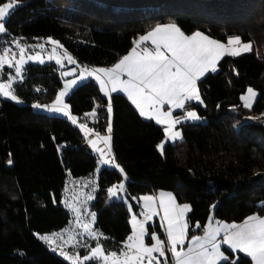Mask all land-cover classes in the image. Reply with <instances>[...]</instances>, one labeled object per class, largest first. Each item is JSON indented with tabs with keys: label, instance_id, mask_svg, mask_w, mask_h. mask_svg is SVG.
<instances>
[{
	"label": "trees",
	"instance_id": "16d2710c",
	"mask_svg": "<svg viewBox=\"0 0 264 264\" xmlns=\"http://www.w3.org/2000/svg\"><path fill=\"white\" fill-rule=\"evenodd\" d=\"M167 23L187 35L201 31L221 41L239 36L252 42V50L224 56L217 71L199 82L204 103L188 107L203 121L183 124L182 139L168 143L164 155L157 149L163 127L142 118L124 94L111 96L113 157L129 177L128 194L108 198L107 190L122 183V174L117 168L100 170L92 210L102 235L90 239L83 254L97 242L106 253H119L132 233L131 213L139 212L134 199L153 191H170L191 205L190 233L208 225L209 216L240 223L264 214V125L255 118L264 112V0H20L0 40L23 48L41 42L44 52L27 51L53 54V45L44 43L52 39L61 46L56 58L63 60L67 52L80 65L107 67L142 35ZM61 70L56 61L30 63L13 83L21 102L0 97V264H69L38 237L69 224L71 214L61 204L69 176L90 174L99 157L69 119L32 107L54 101L65 80ZM249 87L258 93L252 109L240 100ZM66 104L79 123L108 134L109 100L94 79L77 85ZM93 109L95 117L85 115ZM148 230L161 231L159 222ZM223 251L229 260L221 264L237 258L251 264L243 253Z\"/></svg>",
	"mask_w": 264,
	"mask_h": 264
},
{
	"label": "snow or ice",
	"instance_id": "6c2138e0",
	"mask_svg": "<svg viewBox=\"0 0 264 264\" xmlns=\"http://www.w3.org/2000/svg\"><path fill=\"white\" fill-rule=\"evenodd\" d=\"M20 0H5L0 5V33L6 32V19L12 14L16 7L19 6ZM150 42L151 48L146 45ZM48 43L53 45V58L57 64H61V59L56 58L55 50L61 46L53 40ZM135 47L131 52L123 57L119 63L110 69L96 68L81 70L80 79H84L85 75L93 76L100 84V90L105 96L109 95L108 85H111V91H122L127 95V98L136 107L139 115L148 120H154L157 125H162L164 139L157 145V149L161 155H164L166 142H175L182 139L181 132L176 130V125L184 121L200 120L196 111L185 110L188 102L197 101L203 103L200 98L197 82L207 72L217 71V63L224 56H239L244 52L252 50V42H242L239 36L229 37L227 43L219 42L211 39L209 36L195 31L191 35H186L175 23L157 24L147 34L142 35L135 42ZM16 48L19 49V59L15 60V72L20 76L23 65L27 61H32L38 57L33 55L25 56V49L16 43ZM42 48L43 45H40ZM137 49H140L137 51ZM10 49H5L0 55V70L7 65L8 68L13 67V59L9 57ZM63 58L70 63H76L75 60L67 53H63ZM43 63V60L39 61ZM62 75H70V73H62ZM126 75V80H121L120 77ZM76 81H69L64 85L55 97L54 101L49 105L33 104L34 109H43L49 113H62L74 125H77L81 132L84 133L85 139L90 134H93V129L86 124H77V117L73 116L68 110L69 106L64 102V97L68 94L71 85ZM257 93L249 87L246 94H242L240 100L242 106L251 109ZM0 97L13 100L17 103L21 101L14 94L13 81L10 77L7 83H0ZM167 105V111L163 107ZM176 109L185 110L183 116H174L173 111ZM109 118L112 108L111 102L108 104ZM235 110V109H233ZM86 116L95 117L96 111L93 109L91 113H86ZM259 119V117H255ZM253 119V117H249ZM108 132H111V123L109 122ZM103 143L109 147L110 152V136L99 137ZM89 144L94 150L101 152V163L109 164L119 169L123 174V169L116 164L115 160L104 159V151L96 148L97 140H89ZM11 163V161H9ZM109 197H117L118 193L124 191V184L113 185L108 190ZM93 197L88 195V199ZM141 199L144 203L145 220H138L135 215L132 216L131 226L132 233L124 242L123 248L119 253L116 251L105 252L103 246L97 242L95 247L81 257L77 254H68L61 251L64 259L69 261V264H83V261H96L98 264H160L154 253H159L160 256H165V246L167 252L171 253V264H220L221 261H228L229 257L221 251V244L227 245L233 254L243 253L245 257L250 258L251 264H264V217L252 215L247 217L240 224H223L217 222L216 227L208 224L204 227L203 236H192L187 241V249L184 244L187 237V223L184 220V215L190 211L188 205H177L175 198L171 194H161L160 208L164 212L163 221L167 224V241H162L156 235H152L154 243L151 246H146L144 237L147 234L145 222L156 215L154 205L156 197L144 196ZM167 201V202H166ZM71 210L76 209L67 204ZM213 207H215L213 205ZM92 220L95 219V214L92 213ZM213 217L209 216V221ZM79 220V216H77ZM77 227L82 228L79 234L81 237L87 235L89 239H97L99 234L92 228V222L77 224ZM200 227L199 224L196 225ZM68 230H65L67 233ZM65 233H53L51 235L39 236L38 238L46 242L52 247L57 239H62ZM222 235V238L217 241V237ZM74 237L68 235V239L63 241L64 245H71L74 249L79 246L78 243H73ZM179 246V249H178ZM55 251L56 248L52 247ZM164 264H169L165 260ZM230 264H239V258L230 261Z\"/></svg>",
	"mask_w": 264,
	"mask_h": 264
},
{
	"label": "rangeland",
	"instance_id": "374dc122",
	"mask_svg": "<svg viewBox=\"0 0 264 264\" xmlns=\"http://www.w3.org/2000/svg\"><path fill=\"white\" fill-rule=\"evenodd\" d=\"M0 34H3V33H0ZM49 40H52V39H49ZM49 40H47L44 43H47L49 45L50 44V43H48ZM15 44L12 45V44L3 42V40H0V55L3 54V51L5 49H10L11 50L9 52V57H12L13 54H15V57L13 59V67L12 68H8L7 65H5L4 68L2 70H0V83H7L10 77L12 78L13 83L16 82L17 80L21 79L25 67L28 64H30V63L38 64V63H40L39 62L40 60H43V63L56 61V59L53 58V57L40 55V52H38L39 54H37L35 52L31 53V52L27 51L28 48H32V49H35V50H42L43 51L46 46H45V44H43L41 42L23 45L25 47L24 48L25 49V56L33 55V56H36L38 58L35 59V60H32V61H27L22 67L20 76H17L16 72H15V60L19 59L20 53H19V49L16 48ZM40 45H43V47L41 48ZM257 46H259V45L257 44ZM65 61H66L65 59L61 60V64H60L61 65V69H62L61 70V74L62 73H70V72L75 73L73 68L76 65L80 66L78 63H73V66L70 67L69 65H71V63L67 62V64H65L66 63ZM5 71L8 74L7 78H4V72ZM62 76L65 79L64 82L67 81V79H66L67 75H62ZM77 77H80V75L77 76ZM75 79H78V78H75ZM251 88L254 89L256 91V93H257V90L255 88H253V87H251ZM247 89L245 91H243L242 94H246ZM257 97H258V93H257L254 101L252 102L251 109L253 108ZM2 98L7 99L5 97H2ZM246 109H248V108H246ZM60 116L65 117L64 115H60ZM65 118H67V117H65ZM93 134H90L88 136V138L85 141V145L89 149L90 148L93 149V147L89 144L88 141L89 140H97L96 148L97 149H101V150L104 151V153H105L104 159L111 160V156H112V151L111 150H112V148L110 147V152H109V147L106 146L103 143L102 140H100L98 138H95L93 136ZM83 135H84V133H83ZM103 136H107V135H105V134L101 135V137H103ZM84 138H85V136H84ZM94 151L99 153V159H98L97 168L93 172H91L90 174H88L86 176H82V177L69 176L66 188H65V190L63 192V196H62V199H61V204L71 214L70 222L64 229H62V230H60L58 232H54V233H65V230H68V232L63 235L62 239H57L56 240V243L53 245V247H55L56 250H58L60 252L63 251V252H66V253H68L70 255L71 254H77V255H79L81 257V259L83 258L84 255L87 254V253L83 254V251H86L90 247V244H89V240L90 239L87 237V235H85L83 237H81L79 235L83 230H82V228L77 227V224L78 223L79 224H83V223H87V222H92L93 230L95 232L101 234V232L96 228V214L92 210V204H93V202H94V200L96 198V194H97V191H98V179H99L100 170L102 168H104V167H107V168H113L114 167V166H110L109 164H102L101 163V152L98 151V150H94ZM89 194H91L92 197H93L91 200L88 199V195ZM121 194L122 193H118V195H121ZM108 198H111V197H109V195H108ZM67 204H71L76 209V211H73L69 207H67ZM92 213L95 214L94 221L92 220V216H91ZM77 216H79V220H77ZM51 234H53V233H51ZM51 234H49V235H51ZM68 235H72L74 237L73 243H78L79 244V246L77 248L74 249L71 245H64L63 244V241L68 239ZM83 264H89V261H83Z\"/></svg>",
	"mask_w": 264,
	"mask_h": 264
},
{
	"label": "crops",
	"instance_id": "0c3cea01",
	"mask_svg": "<svg viewBox=\"0 0 264 264\" xmlns=\"http://www.w3.org/2000/svg\"><path fill=\"white\" fill-rule=\"evenodd\" d=\"M167 24H170V23H167ZM163 25V24H162ZM201 32V31H200ZM201 33H203V34H205V35H207L206 33H204V32H201ZM187 35V34H186ZM189 35H191V34H189ZM207 36H209V35H207ZM211 39H215V38H212L211 36H209ZM139 40V39H138ZM215 40H217V41H219V42H222V43H227V40L226 41H221V40H218V39H215ZM136 45H134L133 46V48L135 47ZM147 47H149V48H151L152 46H151V44H150V42L146 45ZM132 48V49H133ZM131 49V50H132ZM131 50L127 53V54H125L124 56H122L120 59H118L113 65H111V66H107V67H93L92 69H96V68H103V69H110V68H112V67H114L117 63H119V61L123 58V57H125L126 55H128L130 52H131ZM140 49H137V51H139ZM221 60V59H220ZM219 60V61H220ZM219 61H218V63H219ZM218 63H217V67H218ZM80 65V64H79ZM80 66H82V67H85V66H83V65H80ZM76 71H78L76 74H74V73H72V72H70V75L68 76L67 75V77H66V79H67V81H65L64 83H63V87H62V89H64V85L67 83V82H69V81H73V80H75L76 81V83L75 84H73V85H71V87L69 88V90H68V94L76 87V85L78 84H80V83H82L83 81H86V80H88V79H90V78H92V79H94L96 82H97V84L99 85V87H100V84L98 83V81L93 77V76H87V75H85V78L84 79H80V77H77V76H79L80 74H81V71H79V69H77ZM209 73H211V71H209V72H207L204 76H202L201 77V79L197 82V86H198V89H199V93H200V98H201V100L203 101V97H202V94H201V91H200V88H199V82L207 75V74H209ZM75 78H78V79H75ZM120 79L121 80H126L127 79V76L126 75H122L121 77H120ZM61 89V90H62ZM60 90V91H61ZM59 91V92H60ZM108 91H109V95L108 96H105L104 95V93L102 92V94L110 101V99H111V96L113 95V94H115V93H121V94H124L126 97H127V95L124 93V92H122V91H116V92H112L111 91V85H108ZM58 92V93H59ZM67 94V95H68ZM67 95L64 97V102L66 103V97H67ZM131 102V101H130ZM190 103H196V104H203L204 103V101H203V103H199V102H197V101H191V102H188V104L186 105V109L185 110H193V111H196V109H194V108H192V107H188V105L190 104ZM132 104V103H131ZM133 105V104H132ZM134 106V105H133ZM135 107V106H134ZM136 108V107H135ZM68 110L70 111V108H68ZM163 110H165V111H167V110H169L168 109V106L167 105H165L164 107H163ZM185 110H181V109H176V110H174L173 111V115L174 116H183V113H184V111ZM138 111V110H137ZM197 112V111H196ZM49 113V112H48ZM70 113H71V111H70ZM53 114H57V115H63L62 113H53ZM72 114V113H71ZM197 114H198V112H197ZM198 116H199V114H198ZM143 118V117H142ZM111 119H112V116H110V118H109V122L111 123ZM145 119V118H144ZM146 120H148V119H146ZM154 121V120H153ZM200 121H203V119L201 118L200 120H196V121H184V122H182L181 124H178V125H176V130H178V131H180L181 132V135H182V125L183 124H185V123H187V122H200ZM77 124H80L78 121H77ZM108 126H109V124H108ZM162 126V125H161ZM162 127H164V126H162ZM93 136L95 137V138H98V136L96 135L97 133H95L94 131H93ZM107 136H110L111 137V139H110V147L112 148V124H111V132H108V134H106ZM99 137H101V135L99 134ZM99 139V138H98ZM85 141H86V139H85ZM176 142V141H175ZM168 143H174V142H166V144H165V146L168 144ZM85 147L89 150V151H91V152H93V153H95L98 157H99V153L98 152H96V151H94V149H89L86 145H85ZM112 156H111V160H112V157L114 156V153H113V148H112ZM117 164V163H116ZM120 167V166H119ZM113 168H116V167H113ZM118 169V168H117ZM119 170V169H118ZM124 173V172H123ZM165 194V196L167 195V194H171L174 198H175V201H176V204L177 205H188L189 207H190V211H187L186 213H185V215H184V220L186 221V223H187V237H186V239H185V244H184V247H185V250L187 249V241L189 240V239H191V237L192 236H196V235H199V236H203L204 235V228H202L201 230H200V232H197V231H195V232H193V233H190V230H189V224H188V222H187V217H188V215L190 214V212H191V205L190 204H188V203H180V202H178L177 201V199H176V197H175V195L172 193V192H170V191H167V190H158V191H153V192H151V193H146V194H143V195H141L139 198H136V199H134L135 200V202L137 203V205L139 206V212L138 213H135L134 211H132V213H131V216H130V222H131V219H132V216L133 215H135L136 217H137V219L138 220H141V221H144L145 220V216L143 215V213H144V201L141 199V197H144V196H152V197H156L157 199H156V201H155V205H154V210L156 211V215H154V216H152L151 217V219H149V220H147L146 222H145V229H146V235H145V237H144V243H145V245L146 246H151L153 243H154V241L152 240V235H156L158 238H160L162 241H167V232H166V229H167V224L163 221V216H164V212H163V210L160 208V196H161V194ZM123 197H125L124 195H123V192H122V194L121 195H118L117 197H111L110 199H120V198H123ZM167 202V201H166ZM257 216H260V217H264V214H262V215H257ZM156 222H159V224H160V227H161V231H159V230H154V231H152V232H150L149 230H148V226L150 225V224H154V223H156ZM217 222H219V223H223V224H233V222H226V221H221V220H219V219H212V221H210L209 222V224H211V226L212 227H216L217 226ZM243 222V221H242ZM242 222H240V223H242ZM240 223H236V224H240ZM195 229H197V227H195ZM222 233H221V235L220 236H218L217 237V241H219L221 238H222ZM100 236H98V238H99ZM224 248H226V249H228L229 251H231V249H229L228 248V246L227 245H223V244H221V251L222 252H224L223 251V249ZM178 249H179V246H178ZM165 250H166V253H165V256H160L159 255V253H154L153 255L154 256H156L157 257V260L160 262V264H164V261L165 260H167V261H169V259H172V257H171V253L170 252H167V245L165 246ZM238 253V252H237ZM223 261H221L220 262V264L222 263ZM145 264H147V261H145Z\"/></svg>",
	"mask_w": 264,
	"mask_h": 264
},
{
	"label": "built area",
	"instance_id": "2783aa9c",
	"mask_svg": "<svg viewBox=\"0 0 264 264\" xmlns=\"http://www.w3.org/2000/svg\"><path fill=\"white\" fill-rule=\"evenodd\" d=\"M0 39H2L1 34H0ZM40 53H41V54H45V55L50 56V57H53V54H52V53H43V52H40ZM83 68L92 69L93 67H91V66H85V67H82V66H81V67H80V66L76 65V66L73 68V70L75 71V74H76V73H77V71H76L77 69H79V71H81ZM38 90L41 91V90H42L41 87L38 88ZM95 103H96V105H98V107H100V100H99V99H96V100H95ZM98 110H99V109H98ZM258 117H259L258 121L261 122V123L264 125V112L261 113ZM112 159L115 160L114 157H112ZM115 162H116V161H115ZM128 180H129L128 175H126L125 173H123V174H122V183L124 184V191H123V195H124V196H126V195L128 194V189H127V182H128ZM165 253H166V250H165ZM171 261H172V259H169V264H171Z\"/></svg>",
	"mask_w": 264,
	"mask_h": 264
},
{
	"label": "bare ground",
	"instance_id": "6f19581e",
	"mask_svg": "<svg viewBox=\"0 0 264 264\" xmlns=\"http://www.w3.org/2000/svg\"><path fill=\"white\" fill-rule=\"evenodd\" d=\"M75 74V73H74ZM69 76V75H68Z\"/></svg>",
	"mask_w": 264,
	"mask_h": 264
}]
</instances>
